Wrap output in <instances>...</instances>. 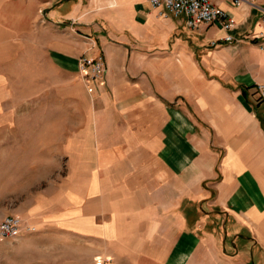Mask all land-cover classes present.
<instances>
[{
  "label": "crops",
  "instance_id": "crops-1",
  "mask_svg": "<svg viewBox=\"0 0 264 264\" xmlns=\"http://www.w3.org/2000/svg\"><path fill=\"white\" fill-rule=\"evenodd\" d=\"M212 1L236 25L199 24L211 48L197 57L185 17L149 0H0V123L8 63L29 47L79 81L62 175L18 213L55 264H264V37L249 39L264 0ZM98 55L106 70L88 85L79 58Z\"/></svg>",
  "mask_w": 264,
  "mask_h": 264
},
{
  "label": "rangeland",
  "instance_id": "rangeland-1",
  "mask_svg": "<svg viewBox=\"0 0 264 264\" xmlns=\"http://www.w3.org/2000/svg\"><path fill=\"white\" fill-rule=\"evenodd\" d=\"M181 18L171 16L176 21ZM180 29L183 34H178L183 40L191 37L194 40L197 57L201 49L211 48L208 44L200 47L198 28H189L183 23ZM178 34L169 37L168 52L175 46ZM31 56L29 47V59L8 63L11 91L8 95L13 107L9 109L8 124L0 123V220L9 214L19 216L32 195L48 183V177L54 181L62 175L59 152L72 151L64 137L79 124L78 109L74 110L75 98L79 96L78 79L54 72L42 52L38 54L39 60H32ZM38 66L50 76L44 77ZM48 160L50 166L55 160L56 173L52 172V176H47ZM23 233L0 239V264H55V254L46 242H37L32 232Z\"/></svg>",
  "mask_w": 264,
  "mask_h": 264
},
{
  "label": "built area",
  "instance_id": "built-area-1",
  "mask_svg": "<svg viewBox=\"0 0 264 264\" xmlns=\"http://www.w3.org/2000/svg\"><path fill=\"white\" fill-rule=\"evenodd\" d=\"M152 8L158 9L159 14L166 17L168 14L174 16L185 17V24L189 28H197L199 24H215L223 30L233 29L236 25L235 19L225 10L216 5L212 0H149ZM232 5L238 6L241 3L255 5L252 0H230ZM259 18L257 25L260 30L251 32L249 39L256 41L264 37V8L259 7ZM223 42H233L235 39L230 34H225L221 38ZM217 40H212L211 45H214ZM106 70L104 57L98 55L96 57L81 56L79 58V72L81 78L86 83H91L102 78ZM256 92L259 98H264V84L256 85ZM32 224H24L22 219L14 214L4 216L0 220V239L14 238L21 233H31L35 231Z\"/></svg>",
  "mask_w": 264,
  "mask_h": 264
}]
</instances>
